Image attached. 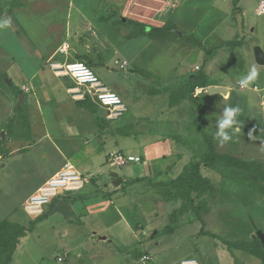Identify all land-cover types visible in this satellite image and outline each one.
<instances>
[{
	"label": "rangeland",
	"instance_id": "1",
	"mask_svg": "<svg viewBox=\"0 0 264 264\" xmlns=\"http://www.w3.org/2000/svg\"><path fill=\"white\" fill-rule=\"evenodd\" d=\"M125 1L102 0L101 4L103 7L110 4L112 8H120ZM174 1L177 8H167L163 18L167 21V25L161 31L150 32L151 29L146 27L142 35L138 32L131 34L132 29L130 28L129 32L127 25H121L120 22L114 26L91 23L92 28L89 25L87 27L88 34L95 41L97 53L100 54V61L93 66V71L109 89L117 90V94L129 105V113L124 120L136 122L133 126L136 139L133 135L129 139L120 137V145L116 146L112 140H108L90 159L88 157L87 160H82L79 155L72 158V161L78 164L80 171L87 170L86 172L95 173L91 182L99 188L95 193L100 197L108 194L103 188L108 186L110 181L102 179L107 178L110 172L115 171L120 175L128 174L132 178L150 174L147 163L129 164L117 169L112 167L105 157L110 151L119 149L120 146L123 150H127L125 146L128 143L129 153L139 154L140 149L135 145L137 142L152 141V138H156L154 133L157 130L156 122L162 102L167 95L174 99L175 91L183 82L180 76L188 73L194 65L204 66L206 64L204 49L213 48L221 40H242L239 46L219 50L211 63L215 68L214 82L227 83L230 90L231 99L224 104L228 107L238 105L242 110L238 117L242 131L233 135L230 130L229 135L232 136V140L224 146H221L213 135L214 148L219 154H230L245 162L255 163L261 171H264V128L260 116V93L252 90L254 85H257L259 89L264 88V66H259L262 67L259 69V78L249 90L240 89L238 86L239 78L256 64L254 48L260 47L264 52V16L256 14L259 0ZM4 3L2 1L0 4ZM236 7H239L241 11L237 12ZM43 12L44 14L28 9L16 13L35 44L48 41L52 35L59 37L64 34L62 16L59 14L50 22L47 19L48 15H45L46 12ZM180 32L182 36L178 35ZM13 37L9 33L0 31V44L17 52ZM197 44H200L203 49ZM120 64H124V69L119 67ZM1 67L2 64H0ZM164 86L166 88L162 89ZM67 87L73 88L71 82ZM161 91L162 93H159ZM164 91L167 95L163 94ZM20 96H22L21 100ZM196 97V102L182 100L185 115L192 121L191 128L194 130H196V123L191 112L195 106L201 108L202 101L200 94ZM37 98L43 106L42 112L46 111L48 129L55 137L60 136L63 127H66L64 119L68 113L65 109L68 104L73 103L72 94L69 92V96L65 98L55 95L51 100L53 103L49 104L46 103L43 95H30L29 89L11 91L5 85L0 72V119L2 121L0 127V221L16 223L25 228H29L32 224L25 238L20 239L19 247L14 251L10 264H68L71 261L69 259L76 255L75 249L80 245L82 235L69 233L63 236V230L70 227L66 226L59 215L48 217L51 207L38 216H29L23 210L26 198L34 189L40 187L39 185L34 188L37 178L31 172L36 167L39 156L47 152L48 145L44 141L37 148L31 149L24 157L26 162L23 161L22 164L29 169L27 171L29 175L26 178L22 179L15 175L13 164H8L9 154L14 149H18V152L27 151L26 146L39 140V136L44 133L40 126L36 127L33 134L37 137L32 138L31 127L21 126L23 117L27 118L28 125H30L29 121L40 118L41 112L37 107ZM218 100L220 101V98ZM19 102L21 105L17 107ZM51 105L54 106V111H49ZM91 107L104 117L97 106ZM216 116L215 110L210 111L209 122L215 123ZM9 117L12 119L10 124L6 122ZM81 117L88 129L95 127L93 117L88 111L85 110ZM143 117L147 118L137 120ZM202 120H204L203 114L196 120L197 124ZM103 124H105L103 129L94 128L98 139L126 131V127L117 128L108 121ZM253 128L256 129L255 137L250 140L248 133ZM148 129L151 130V135L146 136L144 132L146 133ZM213 130L216 134L217 128L214 127ZM27 133L30 134V140L25 138ZM14 136L16 140H13ZM199 138H201L200 135ZM11 139L16 144L12 143L13 141L6 144ZM87 147L90 148V146ZM193 147L195 148L196 145ZM40 162L43 163V171H47L51 165L57 163V159L51 156L47 163L41 160ZM65 163L66 161L63 164ZM155 166L158 170L159 163H155ZM202 173L210 179L214 191L209 196L203 195L199 198L192 194L193 205H200L198 210L200 220L189 207H186L184 212H180V200L172 202L165 199L170 189L166 184L163 187H150L146 182L129 185V224L135 232V235L132 234L129 226V264H140L139 258L135 257L134 253L145 251L149 257V261L145 264H178L181 260L190 258L204 264H234L233 258L220 240L201 233L208 232L228 242L251 241L255 238V234L249 217L258 229L264 231V196L256 191L264 188V180L260 181L247 172L219 165L213 169H203ZM148 186L151 189H148ZM76 198L73 196L67 201L74 202ZM112 202L114 205L111 204V210H108L107 214L103 213L105 214L103 216H107L109 220L117 218L116 207H120L119 200L115 202L112 198ZM121 211L123 209L117 213L123 214ZM99 219L101 218H98V222H96L97 218L87 219L84 228L89 229L92 225L104 226L107 221L104 223L101 220L100 223ZM200 221L203 222L202 228ZM116 227H122V223ZM117 245V242H113L109 248L114 251V246ZM64 252H70V254L63 262H59L61 261L59 256ZM232 255L242 264H260L259 260L242 251L234 250ZM125 258L126 256L118 253H109L106 257L95 256L97 264H125ZM83 264H91V261L83 258Z\"/></svg>",
	"mask_w": 264,
	"mask_h": 264
},
{
	"label": "crops",
	"instance_id": "2",
	"mask_svg": "<svg viewBox=\"0 0 264 264\" xmlns=\"http://www.w3.org/2000/svg\"><path fill=\"white\" fill-rule=\"evenodd\" d=\"M2 1L5 3L0 4V22L11 18L12 23L11 27L0 29V31L1 33H9L14 36L13 38L15 39L16 44L15 47L17 49V52H13L10 48H5L0 44V64H2L0 72L3 76L5 85L11 91H22L24 87L25 89H29L30 95H43L46 103L49 104L53 103L51 100L54 99L55 95L64 98L69 96L68 89H71L72 87L70 88L67 86L70 82L73 85V88L75 87V83L71 78L67 76L55 75L49 66L50 63L80 61L86 65L88 64V66L93 70V66L100 61V54L97 53L95 41L91 35L88 34V25L91 27V23H96L100 25L114 26L120 22L121 25H127L129 32L130 28L132 29L130 32L131 34L138 32L139 35H142L144 34L146 27H149L150 29H158L157 31L164 30L167 25V21L163 20L164 13L169 7L173 9L177 8V4L174 0H126L120 8H112L110 4L103 7L101 4L102 0H0V3ZM233 1L237 2L238 0ZM258 7L256 8V14L264 16L258 13ZM28 9L30 11L35 10L37 12H42L43 14V11H45V15H48L47 19L50 22L55 20L54 17L60 14L64 20V34L59 37H56L57 35H52L49 37L48 41H44L42 44L33 43L28 35L27 28L16 14L17 12H22L23 10ZM236 11L240 12L241 9L236 7ZM178 35L182 36V33L180 32ZM225 42L226 41L221 40L217 45L213 46L218 47L216 50L211 51L208 56H204V61L206 63L204 66L194 65L190 68L188 73L180 76V79L184 81L188 76L196 72L193 71L196 69L197 71H203L210 82V86H208L205 90H201L199 88L195 89V95L200 94L202 100L201 108L199 106H195L193 112H191L196 123V130L191 128L192 121L187 115H185L183 101L179 100V102L171 103L169 95H167L164 91L163 94H166L167 98L162 102L163 105H161L158 111V119L156 122L157 130L154 133L156 134V138H152V141L142 143L137 142L135 145H137V148L140 149L139 154L129 153V143L125 146L127 147V150H123L121 146L119 149L113 150L120 151L126 155L139 157V163L144 162L149 166L150 174H142L132 178L129 177L128 174L120 175L115 171L110 172L108 173L107 178L102 179L103 181H110V184L108 186H104L103 188L105 192L108 193L107 195H102L100 197L95 193L96 190H99V188L91 182V178L95 175V173L86 172L87 170L85 172L80 171L78 169V164L73 162L72 158L79 155L82 160H87L88 157L90 159L92 155L100 151L102 144H105L108 140H112L113 144L116 146L121 142L119 141L120 137L129 139V137L131 138V135L134 136L133 126L136 125V122L133 123L129 122V120H124L125 116L129 113V105L127 103L122 100L127 107V111L123 116L117 120L108 121L112 123L111 125H115L117 128L123 126L126 127V131H122L120 133L117 132L108 138L101 139L97 138V131L94 128H99L94 124V122L93 125L95 127L88 129L81 117V114H84L85 110L88 111L81 104V101L83 100L74 99L73 97V103L68 104L65 109L68 113V115H66V119H64V126L66 127H63V130L58 137H55L48 129L47 119L45 117L46 111L42 112L43 106L38 98L36 103L38 104L37 107L41 112L40 118L36 121H29L30 125H28L27 118L23 117L21 126L23 125L25 128L31 127L32 138L37 137L33 134L36 127L40 126L44 133L42 136H39V140H35L34 143H29V146H26L27 151L18 152V149H14L13 152L9 154L8 159L10 161L8 164H13L15 175L17 174L22 179L29 175L27 174L29 169H26L22 164V162L25 161L24 157L31 149L37 148L45 141L46 145H48L47 152H44V154L39 156L36 167L33 168L31 172L37 178L34 188L39 185L41 186L49 177H51L63 166L65 161L71 163L77 171L86 178V182L81 190L73 193H63L44 208L45 210L51 207L48 217L59 215L62 221L66 223V226L70 227L63 230V236H66L69 233H77V236L82 235L80 245H78V248L75 249L76 255H74L72 259H69V261H71L68 264H83V258L90 260L91 264H97L98 261L95 259V256L106 257L109 253H118L124 257L126 256L124 262L125 264H129V226L132 230L130 232H133L132 234L134 235L135 232L129 224V184L125 183L131 179H140V182H146L150 187H163V185L166 184L169 188H171L169 183L180 174L183 167L190 161L198 160V158L203 154V139L198 127L201 126L203 132L207 136L211 138L213 135L215 136L213 129L214 127L217 128L216 122L221 117L224 109L228 107L224 104V102H228L231 99L227 83L214 82L215 79H213V72L215 68L211 64L219 50L229 48V46H221ZM64 45L67 47L66 51L65 53H60L58 49ZM209 87L223 88L225 89V92H228L229 97L224 98L223 96L225 93L208 94L206 90ZM253 87H257V89H259L257 85H254ZM253 87L252 90H254ZM165 88L166 86L162 87V89ZM112 91L117 93V90ZM159 93H162V91ZM218 97L221 102L218 100ZM21 98L22 96H20L19 99L21 100ZM86 98L90 100L88 96H86ZM20 105L21 104L19 102L17 107H20ZM50 107L51 110L49 111H54V106L51 105ZM100 110L102 111V109ZM214 110L217 115L216 120L215 123H210L208 120V114L210 111ZM102 113L104 114L103 111ZM260 113L261 124L264 128L262 123L261 106ZM202 114L204 116V120L197 124L196 120L199 116H202ZM146 118L147 117L138 118L137 120ZM11 120V117H9L6 122L10 124ZM1 124L2 121L0 119V127L2 126ZM16 127L17 126H15V128ZM121 133H124L125 135H122ZM144 135H151V130L148 129L146 133L144 132ZM199 135L201 138H199ZM135 136L134 139H136ZM14 137L13 140H16L17 138ZM25 138L30 140V134L27 133ZM13 140L11 139L10 142H6V144L11 143ZM212 140L214 143V139ZM12 143L16 144L15 141ZM194 145H196L195 148L193 147ZM87 146H90V148L88 149ZM107 155L105 157L106 161L108 160ZM51 156L57 159V163L53 166L51 165L47 171H43V163L41 164L40 160L47 163ZM157 162L159 163L158 170H156L155 166V163ZM6 164L7 162L4 164V167H6ZM121 168L122 167L117 169ZM111 173H116L117 177L121 179L119 185H112L114 178L110 176ZM109 186H111V188ZM149 186L148 189H151ZM36 189H34L33 192ZM73 196L77 197L74 202L67 201ZM112 198H114L115 202H118V200L120 201V207H116V211L118 212L120 209H123L124 212L121 211L123 214H118L116 212L118 215L117 218L109 220L107 216H103L105 215L103 213L105 212L107 214L108 210H111V204L114 205ZM107 200L109 202H107ZM89 218H97L96 222H98V218H101L99 219L100 223L101 220H103L102 222H107L104 226L92 225L89 229H85L84 227L86 226L87 219ZM119 223H122V227L117 228L116 226ZM113 242L118 243L117 246H114V251L109 248ZM18 247L19 245L17 248ZM143 253L147 254L146 251ZM69 254L70 252H64V254H61L59 256L61 257V261L59 262H63L65 258H68Z\"/></svg>",
	"mask_w": 264,
	"mask_h": 264
},
{
	"label": "trees",
	"instance_id": "3",
	"mask_svg": "<svg viewBox=\"0 0 264 264\" xmlns=\"http://www.w3.org/2000/svg\"><path fill=\"white\" fill-rule=\"evenodd\" d=\"M158 29L152 28L150 32L157 31ZM242 40H232L226 41L221 46L235 47L241 45ZM198 47H203L200 44H197ZM218 47H213L211 49H204L205 57L209 53L217 49ZM208 77L204 74L203 71H196L188 76L183 82L182 85L174 93V99L169 98L171 103L179 102V100L188 99L189 101L196 102L195 89L199 88L205 90L209 84ZM81 104L91 113L93 116L94 124L99 128L103 129L105 123V118L101 117L94 108L91 106H96L88 98H85L81 101ZM201 114V113H200ZM198 130L201 133L204 145V152L198 158V160H193L188 162L180 172V174L169 184L171 188L165 195V199L169 201H178L180 200V212H184L186 207L198 216V210L200 205H193V196L199 198L203 195L209 196L213 193L214 188L210 179L203 175V169H213L215 166H222L226 168H232L235 170H240L243 172L249 173L254 178L258 180H264V171H261L255 163L245 162L235 156L230 154H218L215 151L214 143L211 137L207 136L201 126L198 127ZM252 180V179H251ZM140 179H131L125 184H133L140 182ZM250 181V179H249ZM254 182V181H253ZM254 184V183H251ZM258 194L264 196V188L256 190ZM54 201V200H53ZM200 220V219H199ZM201 222V228L203 227V222ZM32 228V224L29 228H25L16 223H10L7 221H0V264H10L12 255L19 245L20 239L26 236L27 231ZM201 234L209 235L214 239L220 240L225 246L227 251L230 253L233 258L234 264H242L236 258L233 257L232 251H242L260 261V264H264V250L261 247L259 240L255 237L251 241L238 240L234 242H228L222 238H218L214 234L208 232H202ZM144 253H134V256L141 258ZM200 264H204L200 261Z\"/></svg>",
	"mask_w": 264,
	"mask_h": 264
},
{
	"label": "built area",
	"instance_id": "4",
	"mask_svg": "<svg viewBox=\"0 0 264 264\" xmlns=\"http://www.w3.org/2000/svg\"><path fill=\"white\" fill-rule=\"evenodd\" d=\"M258 13L264 15V0H260L259 2ZM66 48L64 45L58 50L60 53H65ZM115 64H118V62H115ZM49 66L55 75L71 78L75 83V87L69 90L72 97L74 99L84 100L88 96L92 102L102 109L106 121L117 120L127 111V107L120 96L109 89L85 63L80 61L50 63ZM119 67L124 69L125 66L124 64H120ZM253 88L260 93L261 106L264 103V89ZM23 89L25 88L23 87ZM261 112L264 126V107H261ZM107 156L110 164L116 168L140 162L139 157L126 155L120 151H111ZM85 182L86 178L71 163L66 162L26 198L23 204V210L29 216H38L59 195L77 192L83 188ZM147 261H149V257L146 254L139 259L140 264H145ZM178 264H200V262L197 259L190 258L181 260Z\"/></svg>",
	"mask_w": 264,
	"mask_h": 264
},
{
	"label": "clouds",
	"instance_id": "5",
	"mask_svg": "<svg viewBox=\"0 0 264 264\" xmlns=\"http://www.w3.org/2000/svg\"><path fill=\"white\" fill-rule=\"evenodd\" d=\"M11 18L0 22V29H6L11 27ZM259 67L257 64H254L250 69L247 70L245 75H242L238 80V86L240 89L249 90L251 86L258 80L259 78ZM261 107H264V103H262ZM241 108L237 105L236 107H226L221 115V117L216 122L217 132L215 134L214 139L221 145L229 143L232 140V136L229 135V131L231 130L233 135L239 134L242 129L239 126L240 121L238 117L241 115ZM256 129L253 128L249 133V139H253L254 133Z\"/></svg>",
	"mask_w": 264,
	"mask_h": 264
},
{
	"label": "water",
	"instance_id": "6",
	"mask_svg": "<svg viewBox=\"0 0 264 264\" xmlns=\"http://www.w3.org/2000/svg\"><path fill=\"white\" fill-rule=\"evenodd\" d=\"M253 54L256 64L259 66H264V52L261 50V48L256 46L253 50ZM206 91L208 94L225 93V89L219 87H209ZM110 176L114 178V180L112 181V185L117 186L120 184L121 179L117 177L116 173H111ZM249 222L252 229L254 230L255 237L259 240L261 247L264 250V231L258 229L254 221L250 217H249Z\"/></svg>",
	"mask_w": 264,
	"mask_h": 264
},
{
	"label": "bare ground",
	"instance_id": "7",
	"mask_svg": "<svg viewBox=\"0 0 264 264\" xmlns=\"http://www.w3.org/2000/svg\"><path fill=\"white\" fill-rule=\"evenodd\" d=\"M224 98H227V97H229L228 96V92H225V94H224V96H223Z\"/></svg>",
	"mask_w": 264,
	"mask_h": 264
}]
</instances>
